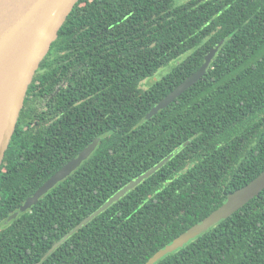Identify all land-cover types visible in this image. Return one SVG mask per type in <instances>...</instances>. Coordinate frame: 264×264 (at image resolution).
<instances>
[{"label": "trees", "instance_id": "16d2710c", "mask_svg": "<svg viewBox=\"0 0 264 264\" xmlns=\"http://www.w3.org/2000/svg\"><path fill=\"white\" fill-rule=\"evenodd\" d=\"M223 39L204 76L147 118ZM52 95L51 125L36 99ZM97 137L77 169L7 221ZM263 170L264 0H79L28 89L0 169V264H147ZM154 264H264V190Z\"/></svg>", "mask_w": 264, "mask_h": 264}, {"label": "water", "instance_id": "95a60500", "mask_svg": "<svg viewBox=\"0 0 264 264\" xmlns=\"http://www.w3.org/2000/svg\"><path fill=\"white\" fill-rule=\"evenodd\" d=\"M79 0H0V169L4 161L17 123L25 105L28 89L34 80L41 62L49 53L53 42L57 39L60 28ZM224 43L221 40L205 55L200 68L180 83L174 90L159 101L147 114V118L167 107L177 97L198 82L206 73L213 58ZM100 138H95L79 154L47 179L33 195L29 196L20 208L8 217V221L17 218L37 204L40 198L58 182L70 175L96 149ZM171 155L157 165L141 174L136 179L116 192L106 203L90 216L83 219L73 231L85 226L91 219L108 209L146 177L163 166ZM264 190V170L248 184L233 191L227 200L212 211L201 222L176 237L172 243L158 250L147 262L154 264L167 253L183 247L191 239L227 219L242 208L247 202ZM69 234L57 241L48 250L43 260L48 257Z\"/></svg>", "mask_w": 264, "mask_h": 264}, {"label": "flooded vegetation", "instance_id": "af4514ba", "mask_svg": "<svg viewBox=\"0 0 264 264\" xmlns=\"http://www.w3.org/2000/svg\"><path fill=\"white\" fill-rule=\"evenodd\" d=\"M65 76V75H64ZM61 86L65 85V79L62 80V82L60 83ZM58 91V89L56 90V92ZM55 92V93H56ZM54 95H52L51 97H49V99H47V101H42L40 98L36 99V104L37 106H41V104L43 103V105L48 106L49 105V109L47 110L48 112V116H49V123L52 125L54 123L57 124L59 118L58 115L55 113L53 107H52V103L51 100L53 98ZM47 108V107H46ZM41 122V118H36L35 121L33 122V125L38 124Z\"/></svg>", "mask_w": 264, "mask_h": 264}, {"label": "rangeland", "instance_id": "374dc122", "mask_svg": "<svg viewBox=\"0 0 264 264\" xmlns=\"http://www.w3.org/2000/svg\"><path fill=\"white\" fill-rule=\"evenodd\" d=\"M168 68L161 70L158 74L159 76H163V74H165L167 72ZM152 82V79L145 81L142 83V87H148L150 85V83ZM8 221V220H7ZM9 222V221H8Z\"/></svg>", "mask_w": 264, "mask_h": 264}]
</instances>
